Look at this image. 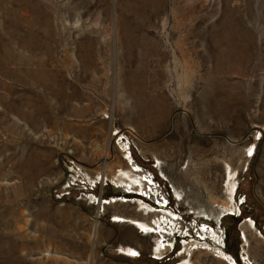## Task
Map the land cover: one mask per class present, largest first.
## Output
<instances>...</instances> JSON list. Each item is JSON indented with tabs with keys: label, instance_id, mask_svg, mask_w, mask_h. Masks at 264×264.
<instances>
[{
	"label": "rangeland",
	"instance_id": "rangeland-1",
	"mask_svg": "<svg viewBox=\"0 0 264 264\" xmlns=\"http://www.w3.org/2000/svg\"><path fill=\"white\" fill-rule=\"evenodd\" d=\"M232 263L264 264V0H0V264Z\"/></svg>",
	"mask_w": 264,
	"mask_h": 264
},
{
	"label": "bare ground",
	"instance_id": "bare-ground-1",
	"mask_svg": "<svg viewBox=\"0 0 264 264\" xmlns=\"http://www.w3.org/2000/svg\"><path fill=\"white\" fill-rule=\"evenodd\" d=\"M55 21V20H54ZM128 152V154H129V151H127ZM130 158V156L128 155V159ZM137 170H135V171H133L132 170V172L133 173H135ZM125 176H126V178L128 179V180H130L129 179V176H127L126 174H125V172L123 173ZM228 178L230 179V175L228 174ZM137 180H140V181H142L141 182V186H148L149 184L148 183H151L150 182V180H148L145 176H143L142 177V179H141V177L139 176H136V181ZM132 182H134V184L133 185H135V180L133 181V180H131V183ZM230 182V181H229ZM145 183V184H144ZM137 186V185H135V187H137V188H140L141 186ZM146 189V188H145ZM233 189V187L231 186L230 187V189H229V197H230V195H231V190ZM135 195H136V197L138 198V200H137V202H139V203H142L144 206H142L144 209H142V210H144L145 212H147V211H149L147 208H149L150 210H153L154 212H156V213H162V212H164L165 211V209H164V207L163 206H166V204H167V201L163 198L162 199V201H160V200H158V199H155L153 202H155V204L157 205V206H159L161 209L160 210H158V209H155V208H153V207H151L150 205H148V204H146V202H148L147 201V198L149 197V195H151L152 197H157L158 196V191H152L150 188H149V191H145L144 193H143V191L142 190H139L138 191V193L136 192L135 193ZM143 198V199H142ZM126 201H123V203H125ZM128 202V201H127ZM138 203V204H139ZM149 203V202H148ZM103 204H105V202H103ZM140 205V204H139ZM147 208H146V207ZM140 209V208H139ZM149 212H151V211H149ZM168 214V213H167ZM158 218H160V220H158V221H155V222H153V221H151L150 222V227H151V229H153L155 232L156 231H158V229H160V230H162V232H166L167 234H169V233H175L176 235H180V237L179 238H181L182 240H184V239H186L187 237H189L190 238V236H189V233H190V231H191V229H192V227L191 226H189V224L188 225H183V223H178L180 226H178L177 225V223H176V221H179L180 220V218H178L177 216H175V215H172V216H169L168 218H163V217H158ZM115 223H129L130 225H134V224H137L141 229H143V230H145L147 227H146V225H144V224H138V223H134V222H129L128 220H125V219H122V218H116V219H114L113 220ZM180 221H182V220H180ZM160 222V223H159ZM179 228L181 229L180 231H179ZM167 229H169V231L167 230ZM204 229V228H203ZM153 230H151V231H153ZM199 230H201V232H203V230L202 229H199ZM141 232V231H140ZM205 232V231H204ZM156 235H159L158 233H156ZM195 235H198V237H200V235H199V232H197L196 231V233H195ZM243 236V239L244 240H246L245 238H244V235H242ZM158 239H159V237H158ZM162 239V238H161ZM195 239V238H194ZM160 240V239H159ZM246 242V241H245ZM160 243H162V244H160ZM175 243V242H174ZM197 244V247H194L193 249H199V250H202V249H200L201 248V246H202V244L201 245H199V243H196ZM183 246L185 245V244H182ZM158 246H160L158 249H157V247ZM158 246H156L155 247V249H157V252H159V251H161V250H163L165 247H167L168 249H169V251H171L172 250V247H173V245L171 246V245H168V244H166V245H164V241H163V239H162V241L160 240L159 242H158ZM181 246V245H180ZM133 253H135V252H133L132 251V256L134 257V255H133ZM217 254H218V256H219V259L221 260V261H223V262H225V261H228L229 260V257L225 254V253H222L221 251H219V252H217ZM156 258V257H155ZM159 258V257H158ZM163 259V258H162ZM156 260H157V258H156ZM230 261V260H229ZM233 264V263H232ZM235 264V263H234Z\"/></svg>",
	"mask_w": 264,
	"mask_h": 264
},
{
	"label": "crops",
	"instance_id": "crops-1",
	"mask_svg": "<svg viewBox=\"0 0 264 264\" xmlns=\"http://www.w3.org/2000/svg\"><path fill=\"white\" fill-rule=\"evenodd\" d=\"M126 201H128V200H126ZM133 202V204L131 203V202H129L128 201V203H123V202H120V203H123V204H132L133 206H135L134 205V202L135 201H132ZM136 207H137V209L135 210L138 214H141V209H139L138 208V206L136 205ZM197 214V213H196ZM199 214V213H198ZM204 215V214H203ZM115 217V216H114ZM117 217H119V218H122V219H124L125 218V220H131V221H129V222H134V223H138V224H145V225H147L146 223V221H139L138 219H135L133 216H129V217H125V216H116V218ZM127 224H129V223H127ZM130 225V224H129ZM132 229H135L137 232H140V231H138L136 228H134V227H132ZM141 233V232H140ZM160 244H162V243H160ZM131 251H133V252H135V250H133V249H130ZM137 253V252H136ZM130 257V256H129ZM131 258V257H130ZM157 260H162L161 258H159V259H157Z\"/></svg>",
	"mask_w": 264,
	"mask_h": 264
},
{
	"label": "built area",
	"instance_id": "built-area-1",
	"mask_svg": "<svg viewBox=\"0 0 264 264\" xmlns=\"http://www.w3.org/2000/svg\"><path fill=\"white\" fill-rule=\"evenodd\" d=\"M127 133H128V132H127ZM122 136H124V135H122ZM125 149H126V150H125V153H127V151H129L128 146L125 147ZM139 176H140V175H139ZM139 176H138V177H139ZM141 179H142V177H141ZM146 190H147V189H146ZM148 191H149V189H148ZM159 200L162 201V197H161V199H159ZM146 204H147V203H146ZM148 205H149V204H148ZM151 207H153V208H155V209H158V210L161 209V208H160L159 206H157L156 204H154V205L152 204ZM157 207H158V208H157ZM163 207H164V206H163ZM164 213H166V211H165ZM175 216H177V215H175ZM176 223H177L178 226H180L178 223H182V222L179 220V221H177ZM183 225H184V224H183ZM185 225H186V224H185ZM167 230L169 231V229H167ZM180 230H181V229L179 228V231H180ZM138 231H139V230H138ZM139 233H140V232H139ZM160 234H163V233H160ZM164 234H167V233L164 232ZM175 235H176V234H175ZM158 236L161 237V235H158ZM176 236H177L178 238L180 237V235H176ZM179 239H180V243H183V242L185 241V239H184V240H182L181 238H179ZM165 243H166V242H165ZM165 243H164V245H166ZM130 256H131V255H130ZM162 258H165V257L162 256Z\"/></svg>",
	"mask_w": 264,
	"mask_h": 264
},
{
	"label": "flooded vegetation",
	"instance_id": "flooded-vegetation-1",
	"mask_svg": "<svg viewBox=\"0 0 264 264\" xmlns=\"http://www.w3.org/2000/svg\"><path fill=\"white\" fill-rule=\"evenodd\" d=\"M177 249V248H176ZM175 253L177 252L176 250L174 251Z\"/></svg>",
	"mask_w": 264,
	"mask_h": 264
},
{
	"label": "snow or ice",
	"instance_id": "snow-or-ice-1",
	"mask_svg": "<svg viewBox=\"0 0 264 264\" xmlns=\"http://www.w3.org/2000/svg\"><path fill=\"white\" fill-rule=\"evenodd\" d=\"M135 253H133V255H134Z\"/></svg>",
	"mask_w": 264,
	"mask_h": 264
}]
</instances>
